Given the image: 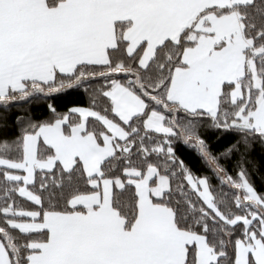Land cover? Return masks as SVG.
Segmentation results:
<instances>
[{
	"label": "snow or ice",
	"instance_id": "obj_1",
	"mask_svg": "<svg viewBox=\"0 0 264 264\" xmlns=\"http://www.w3.org/2000/svg\"><path fill=\"white\" fill-rule=\"evenodd\" d=\"M0 109V264H264V0H0Z\"/></svg>",
	"mask_w": 264,
	"mask_h": 264
},
{
	"label": "trees",
	"instance_id": "obj_2",
	"mask_svg": "<svg viewBox=\"0 0 264 264\" xmlns=\"http://www.w3.org/2000/svg\"><path fill=\"white\" fill-rule=\"evenodd\" d=\"M62 100H76L77 102H79L81 104L87 103V98L84 97L82 94H79V93H72V95H70L69 97L62 98ZM29 107L31 109V114H35V115H37V117H39L40 113H42V112L45 115L47 114L45 109H44L43 103L37 100L35 102H25V103H22L20 105H14L11 109V114L8 117L9 120L14 118L18 114V110L19 111H26L29 109ZM0 114H3V109H0ZM210 135H212V138L215 139L216 137L220 136V133H215L214 135L210 133ZM223 146H224V140L222 138L221 142L219 144L215 145V147L217 150H219ZM184 151L185 150L183 149V147L179 148V152L184 153ZM249 159L250 160L254 159L256 161V164H253L251 162L248 163V172H249L250 180L254 184V186L256 187V189L258 191L264 192V152H262V150L258 144L255 145L254 150L252 151L251 157ZM196 163L198 164L199 162L197 161ZM221 163H224V161H221ZM235 163H236V159H235V157H233L232 160L229 162V165H228L229 170L232 172L235 171L233 168V165ZM209 175H211V173H209ZM213 184L218 185V181L213 179ZM225 191H227V189H225Z\"/></svg>",
	"mask_w": 264,
	"mask_h": 264
}]
</instances>
